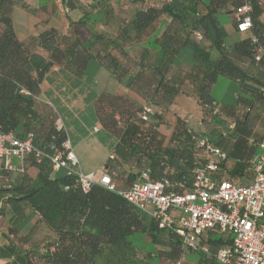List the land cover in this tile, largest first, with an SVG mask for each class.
<instances>
[{
    "label": "trees",
    "instance_id": "trees-1",
    "mask_svg": "<svg viewBox=\"0 0 264 264\" xmlns=\"http://www.w3.org/2000/svg\"><path fill=\"white\" fill-rule=\"evenodd\" d=\"M242 2L39 0L34 8L24 0H0L2 132L19 138L32 132L36 149L46 155L53 152L52 145L60 148L69 135L55 125L57 117L62 119L56 106H51L52 124L44 127L38 84L54 69L82 78L92 58L143 99L138 102L108 91L94 97L99 127L114 138L115 159L107 158L105 166L127 164L138 169L113 173L114 190L93 184L83 192L64 170L53 172L46 155L40 162L28 155L23 172L0 170L4 264H216L214 255L230 244L231 236L209 230L201 237L208 253L192 251L174 231L158 228L118 191L128 189L145 167L152 178L168 179L172 189L189 190L198 137L225 153L222 174L242 179L250 172L249 161L264 141V55L255 61L250 40L254 35L264 50V0L261 5L252 0V28L230 45L225 44L227 32L217 16L221 11L232 15ZM15 5L31 14L37 9L46 13L53 5V14L60 12L66 27L58 29L47 20L37 34L19 41L11 19ZM231 20L235 28L233 15ZM220 78L233 84L230 91L221 89ZM179 93L196 99L202 120L211 128L208 132L196 133L176 114L170 134L159 132L158 125ZM214 101L220 114L213 113ZM144 103L155 109L147 121L140 118ZM117 181L130 185L122 187ZM184 255L188 259L181 263Z\"/></svg>",
    "mask_w": 264,
    "mask_h": 264
},
{
    "label": "built area",
    "instance_id": "built-area-1",
    "mask_svg": "<svg viewBox=\"0 0 264 264\" xmlns=\"http://www.w3.org/2000/svg\"><path fill=\"white\" fill-rule=\"evenodd\" d=\"M262 4V0H257ZM252 0H243L242 4L232 9L235 28L238 33H248L252 28ZM255 48V61L264 55L254 35L250 36ZM28 94L25 89L20 90ZM213 113L220 114L219 104L212 102ZM155 109L144 103L140 118L147 121ZM58 129L65 126L60 117L55 120ZM233 127V123L229 128ZM94 131L98 127H94ZM197 164L193 169L191 188L187 191L172 189V183L166 178H152L148 167L141 169L135 181L128 189L118 193L129 203L146 213L158 228L174 231L182 245L192 251L208 253V247L201 244V237L209 230H218L231 236L230 244L218 249L214 255L216 264H264V141L258 143L262 150L249 161L252 175L248 182L222 174L220 163L226 155L207 139L196 140ZM44 154L33 143V133L24 138L12 132L0 130V170L23 172L25 158L33 154L37 162L42 155L50 160L51 169H60L73 177L83 192H88L93 184H99L110 190L115 189L111 166H104L99 178L96 172L84 173L73 152L67 137L60 148ZM108 159H115L114 147H111ZM69 186H65L68 189Z\"/></svg>",
    "mask_w": 264,
    "mask_h": 264
},
{
    "label": "crops",
    "instance_id": "crops-1",
    "mask_svg": "<svg viewBox=\"0 0 264 264\" xmlns=\"http://www.w3.org/2000/svg\"><path fill=\"white\" fill-rule=\"evenodd\" d=\"M24 1L28 5H30L31 7L35 8V7L39 6V0H24ZM46 10H47V12L44 13V12H40L39 9H37L34 14H31L19 6L15 5L12 7L11 19H12L13 30H14L16 38L19 41H25L31 35L37 34L39 31V25H42L47 20H49V23H51V24H53V23L55 24V22L58 21L59 23H61L63 28L66 27L65 17L60 12H56L53 14V5H49L46 8ZM220 13H225V12L221 11ZM229 17H230V24H228V25L223 24L221 22L220 18L218 17L220 23L224 26V28L227 32V37L225 40L226 45H230V44L234 43L235 41L241 39L242 37L247 36V34H249V33L240 34L237 31H235L234 25H233L232 20H231L232 15L229 14ZM184 59L187 60V58H184ZM90 61H89L88 65L90 64ZM88 65H87V67H88ZM102 66L103 65L100 64L99 70H102ZM87 67H86V69H87ZM103 68L105 70V72L103 74H105V76L107 77V80H109V81L112 79L115 80L114 78L111 77L109 71L104 66H103ZM86 69H85V72H86ZM51 71H53V73H51V74L49 73L46 80L42 81L40 85L38 84L37 100H40L41 102L48 103L49 99H55L58 103H60V102L66 103L67 102L68 106L73 108L74 106L77 105V104H75V101L77 99L76 98V92L77 93L82 92L80 89L82 85H50L49 83H51L52 77L56 76L57 73L61 72V70L56 71V69H54ZM219 81L224 82V81H221V79H219ZM93 82H94V84L97 82L95 77L93 78ZM116 82H117V85L116 86L114 85V87H113L115 89V91H117L120 94H127L132 100H136L138 102L143 101V99L141 97H139L137 94H135L134 92L125 88V86H124L125 80H123L122 82H118L116 80ZM225 82H227V81H225ZM224 83L221 85V89L224 88L225 91L226 90H227V92L230 91L231 85H233V84H231V85L227 84L226 85ZM93 86L97 90L100 87V85H93ZM108 86L109 85L102 86V87H105L104 88L105 90H103V91H109V90H106ZM91 87H92V85L86 86V88H88V90H91L92 89ZM103 91H101V92H103ZM90 92L91 91H89V93ZM99 93H100V91H99ZM88 96H89V94H88ZM42 98L46 101H43ZM189 109H191V111H193V114L191 112H188ZM174 114H176L177 117H180L182 122H184V124L189 129H192L196 133L202 134L204 132H208L211 129V128H209L210 126H208V125H206L204 127L203 123L205 121L202 120L200 107H199L196 99L193 96L185 95L183 93H179L176 96L174 102L169 107V112L167 114H165L164 119L158 125L159 132H161L165 136H168L170 134V131L174 125V121H175ZM193 119L196 120V123H197L196 128H193L190 124ZM164 123H167V125L166 124L164 125ZM94 127H98V130L94 131L93 130ZM100 130H102V129L98 125H96V124L93 125L92 132L86 131V133L84 134V139L86 140V138H88V139L91 138L93 134L99 133ZM103 132H104L103 137L106 138V140L104 142L106 143L107 146H105V150H106L105 158L103 159L102 163L100 164L99 169H101V170L106 165V161L108 158L109 151L112 147V144L114 143V138L112 136H110L109 134H107L105 131H103ZM72 146H73V144H72ZM258 148L260 149L259 146H258ZM260 151H261V149H260ZM99 152H100V150H99ZM261 152H258V154ZM111 168L115 173L116 172L115 170L118 167L117 168L111 167ZM94 171L95 170H91V171L89 170L86 173L94 172ZM251 177H252V175L249 172L246 175V177L242 179V181L248 182L251 179ZM117 184H119L122 187H128L130 185V182L128 183L126 181H120V182L117 181ZM27 228L28 227H26L24 229V232H27V230H28ZM5 261L6 260H0V264H4Z\"/></svg>",
    "mask_w": 264,
    "mask_h": 264
},
{
    "label": "rangeland",
    "instance_id": "rangeland-1",
    "mask_svg": "<svg viewBox=\"0 0 264 264\" xmlns=\"http://www.w3.org/2000/svg\"><path fill=\"white\" fill-rule=\"evenodd\" d=\"M116 1V0H112ZM125 0H122V3H124ZM204 4H207L209 0H202ZM221 22L225 25L230 24V17L229 14L227 13H218L217 15ZM55 26L58 27V29L62 30V25L58 21L55 22ZM82 36L84 35V31L82 30L80 33ZM100 69V64L97 60L91 59L90 64L88 65L86 72L84 73V76L82 78H76L73 75H71L67 71H61L57 73L56 76L52 77V85H82L81 86V93L76 92V101L73 108L69 107L67 102L66 103H58L55 99H49L48 103L58 109V111L61 114V117L63 119V122L65 124V129L69 135L70 141L73 144L72 149L73 152L75 153L78 161H79V168L82 172L86 173L87 171L95 170L96 172L95 179L99 178L102 170L100 168V164L102 163L103 159L105 158L106 150L105 146L106 143L104 142L106 138L103 137L104 132L103 130H100L99 133H95L92 135L91 138H86L84 139V134L87 132H92L93 125H98L100 126V123L98 121V118L92 108V104L94 101V97L97 96L98 94L101 93V91L105 90V87L102 86H107L106 90H109L108 92L110 93H118L115 91L113 88L114 85H117L116 80H107V77L103 66L102 70ZM99 70V71H98ZM97 80V82L94 84L93 78ZM221 81H227V82H218L219 85L228 84L229 81L226 79L220 78ZM98 83V84H97ZM87 85H92V89L88 90L86 88ZM93 85H100L99 91L93 86ZM89 91H91L89 93ZM218 93V91H216ZM89 94V96H88ZM79 97V98H78ZM43 99V98H42ZM43 101H46L43 99ZM40 104H38V111L41 114V118L44 119V127L49 126L52 124L54 116H52L53 108L45 102H41L39 100ZM188 112H191L193 114V111L189 109ZM54 113V112H53ZM55 115V113H54ZM115 119H119V115L115 114ZM167 125V123H164V125ZM191 126L193 128L197 127L196 120L191 121ZM208 124L207 121L203 123L204 127ZM223 127H219V129H222ZM225 129V128H223ZM88 139V140H87ZM100 150V152H99ZM262 151V150H261ZM260 149L258 148V152H261ZM98 168V169H97ZM117 174H126L128 172L131 173H136L138 169L134 167L133 165H121L118 166V168L115 170ZM124 171V172H123ZM36 223V222H34ZM145 241L147 242L148 239L145 237ZM188 258L186 255H184L180 261L183 263L186 261ZM163 264H168V263H163Z\"/></svg>",
    "mask_w": 264,
    "mask_h": 264
}]
</instances>
